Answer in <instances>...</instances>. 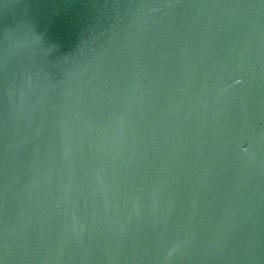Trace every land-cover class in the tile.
I'll return each mask as SVG.
<instances>
[{"label":"water","instance_id":"1","mask_svg":"<svg viewBox=\"0 0 264 264\" xmlns=\"http://www.w3.org/2000/svg\"><path fill=\"white\" fill-rule=\"evenodd\" d=\"M0 264H264V0H0Z\"/></svg>","mask_w":264,"mask_h":264}]
</instances>
